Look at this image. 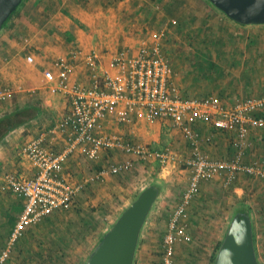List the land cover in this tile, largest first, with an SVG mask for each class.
<instances>
[{
	"label": "crops",
	"instance_id": "1",
	"mask_svg": "<svg viewBox=\"0 0 264 264\" xmlns=\"http://www.w3.org/2000/svg\"><path fill=\"white\" fill-rule=\"evenodd\" d=\"M142 1H145V3L147 1L148 4H142ZM195 1L201 4L200 6L204 8L202 14L210 17L209 19H218L224 24L232 25L245 33L260 34L264 31V25H240L229 19L215 7L207 6L205 0ZM177 4H179V0H109V3H106L105 0H89V3H84L82 0H29L23 6L20 14L15 15L3 28L2 32H0V94L6 88H9L13 91L14 95L13 99L12 97H7L5 100H0V105L4 102L8 109L11 108L12 112L39 104L42 114L37 119L13 132L0 145V185L8 174H21L28 177L36 175L37 171L31 162L21 152L17 154L18 150L27 142L41 136H46L47 144L56 152H62L67 146L68 134L57 129V127L68 113L70 101L65 95L52 88L53 85L47 83L44 78V72L47 70L55 72L54 63L59 58L67 57L71 62L70 55L75 50H81L83 53H88L94 49L98 51L94 47L95 44L96 46L99 44L95 42V36L87 34L81 26H90L98 31L95 24L96 19L98 20L99 18V10H102L101 13L103 11L106 13L114 11V13L122 14L130 9L136 12L140 8L146 14L151 15V22L156 27H159L157 32L165 30L166 33L170 23L172 21L176 22L177 19L171 20L167 25L163 26L161 24V17L164 15L163 11L168 12L174 9V6ZM191 9L193 8L190 7L188 10L183 8V14L179 17V22L182 25V29L180 28L179 32L181 33L182 31L185 37L188 34L189 38L197 40V37L191 35V23L193 21ZM102 34L104 33L101 32ZM205 40L206 38L197 40L196 44L202 48L201 45L205 43ZM125 42V46H136V44H133V39L128 36ZM110 55L103 56L108 58ZM215 57V53H213L212 60L217 61L218 58L216 57L217 59H215ZM76 64L75 71L70 77V82L89 86L91 83L89 72L83 65L82 59ZM174 71L177 73L176 83L182 92L183 98L186 96L204 98L214 95L210 93L199 95L189 87L187 89L182 88L180 85V81L182 83V80L179 77V69L174 68ZM215 96L219 97L218 95ZM222 100L229 106L230 103L228 104L227 100ZM1 107L3 108V105ZM261 114L264 115V111ZM196 129L200 134V147L204 154L215 160H233L236 152V132L234 129L221 130L216 128L213 122H198ZM112 130L125 139L135 140L156 150L170 147L178 152L181 159H187L190 154L187 140L181 133L171 129L166 123L158 122L151 125L141 120L136 121L133 125L113 127ZM208 137H212L211 142H206V138ZM167 139L170 142L163 144ZM172 141L174 145H171ZM249 141L252 145L246 151L244 162L250 164L254 160L264 159V128L251 127ZM183 150L187 151L180 153ZM110 153L111 160L113 161L133 159L132 156L117 150ZM107 154L109 153L103 152L101 155L106 157ZM82 157L80 154H77L69 157L64 162L63 178L71 184L82 185L84 188L83 179L89 173L88 167L90 165L81 163L80 158ZM107 157L109 158V155ZM152 162L154 164H151ZM179 165L181 164L178 163L168 168H163L155 161L148 163L136 161L133 169L141 172L142 178H147L143 173H148V176L153 175V177L159 178L160 184L163 185V190L166 189L169 202H175L176 195L173 194V191L176 190V186L172 178L177 174L176 169ZM224 176L215 173L210 180L202 183L200 194L194 197L188 210V224H182H185L189 240L183 239L175 245L174 260H176V264L180 259L183 260V257L184 259L194 258V254H191L194 252L196 256L199 253L202 255L196 260L195 264H211L213 252L219 243L223 241L229 228L228 219L231 210L236 209L237 213L241 212L239 207L247 203L250 191L255 189L254 186H258V184H254L255 181H264L241 174L238 175L234 183L227 186L225 185ZM95 187L98 186L93 183L82 189L78 193L73 206L57 209L45 215L37 224L26 226L22 236L15 243L16 249L12 253L13 258L7 263L46 264L47 262L56 264L61 259L56 257L54 260V253L59 252L61 247L63 248L62 254L64 252L84 254L85 251H88L89 247L93 245L95 238L101 236L103 227L106 226V223H102L100 220L101 216L98 205L101 198L99 194L96 197L94 192ZM134 189L132 188L130 191L133 192L135 191ZM162 193L161 189V197ZM178 197L181 199L180 196ZM207 201L212 202L210 208V204ZM213 201L220 203L214 204L215 202L213 203ZM176 203L178 204L179 202L177 201ZM177 204L173 205V208ZM24 205L25 200L15 194L8 192L0 196V227L5 226L6 222H10V237L24 211ZM208 213L209 216L207 215ZM151 215V220L149 221L150 218L147 220L142 230L140 241L145 232L147 233V242L153 243L154 239L152 238L156 237L159 233L167 232L168 226L162 230L159 227L164 222V217H166L164 215V207L155 213L153 212ZM208 218L212 219V224H209ZM208 225L209 227H207ZM58 226L61 227L60 233L66 231L65 235H67V239L66 236L61 235L65 237V241H61L58 238ZM211 227L214 228V232L212 233L213 238L211 236L207 238L208 246L203 245V241L201 240L197 241L195 245H189L195 239L197 229L202 234H205V231L208 232ZM8 238L9 236L0 244V254L7 250L5 244ZM38 245L43 246L46 251L38 250ZM54 245L55 250L53 248ZM148 247L155 248L152 243ZM255 247L258 261L260 264H264V245L262 243V247H260L256 238ZM188 264L192 263L189 262Z\"/></svg>",
	"mask_w": 264,
	"mask_h": 264
},
{
	"label": "built area",
	"instance_id": "2",
	"mask_svg": "<svg viewBox=\"0 0 264 264\" xmlns=\"http://www.w3.org/2000/svg\"><path fill=\"white\" fill-rule=\"evenodd\" d=\"M164 33L162 30L136 46L122 47L108 58L95 49L88 53L75 50L70 55L71 62L67 57L59 58L54 63L55 72H44L47 83L70 101V109L57 127L68 134L67 146L62 152H56L47 144L46 136L22 146V155L37 172L33 177L8 174L0 185V196L9 192L25 200L24 211L0 261L8 257L9 246L15 245L26 226L37 224L57 209L73 206L83 186L64 180L63 165L69 157L77 154L96 160L103 152L117 150L133 157L123 161L106 160L97 179L127 172L136 161H155L163 168L179 163L191 170L189 188L173 215L164 240V264H174L175 245L183 239L189 240L181 220L202 182L210 180L215 173L225 175L227 186L234 183L240 174L264 180V159L250 164L244 162L246 151L252 145L250 128H264V115L261 114L264 96L238 99L229 106L215 95L183 98L172 63L162 49ZM81 59L89 72V86L70 82L76 63ZM12 92L6 88L0 94V100H5ZM141 120L151 125L166 123L181 133L189 143V157L181 159L178 152L170 147L156 150L125 139L112 130ZM198 122H213L221 130L234 129L236 152L233 160L211 159L202 152L200 134L196 129ZM211 141L212 137L206 138V142Z\"/></svg>",
	"mask_w": 264,
	"mask_h": 264
},
{
	"label": "rangeland",
	"instance_id": "3",
	"mask_svg": "<svg viewBox=\"0 0 264 264\" xmlns=\"http://www.w3.org/2000/svg\"><path fill=\"white\" fill-rule=\"evenodd\" d=\"M28 1L29 0L23 1L18 8L17 14H20L23 6ZM82 1H84V3H89V0ZM105 2L109 3V0H105ZM142 2V4H148L147 1L146 3L145 1ZM205 4L209 7H215L208 0H205ZM200 5L201 4L195 0H179V4L175 5L174 9L169 12L163 11L164 15L161 17V24L163 26L167 25L171 20L177 19L175 24L170 23L166 33H164V36L162 37V49L164 54L171 59L174 68L179 69V77L182 80V83L180 81L181 87L186 89L189 87L199 95L210 93L218 96L222 95L223 97L227 96L228 98L226 100L228 101V104L230 103L229 105H232L233 101L235 102L238 99L260 98L264 96V31L260 34L245 33L244 31L236 29L232 25L224 24L218 19H209L210 17L202 14L204 8ZM190 7L193 8L191 9L193 16L191 35L197 37L198 41L206 38L205 43L201 45L202 48L196 44V39L189 38L188 34L187 37H185V34H183L182 31L181 33L179 32L182 29V25L179 22V17L183 14L182 10L183 8L188 10ZM101 11L102 10L98 11L99 18L98 20L96 19L95 24L98 31L90 26H81V28L84 29L87 34L95 36V42H98L99 44L97 46L96 44L93 45L102 55L112 54L120 48L125 47L127 36L133 39V44L138 45L142 39L154 37L159 33L157 32L158 27L153 25L154 23L150 20L151 15L146 14L140 8L139 10L137 9L136 12H134L133 9H130L122 14L114 13V11L109 13L103 11L101 13ZM101 32L104 34L101 35ZM213 53H215V56L218 58L215 57L217 61L212 60ZM243 58L245 61H243ZM13 96L12 92L8 97H12L13 99ZM2 105L3 108L1 107ZM8 112H11V108L8 109L3 102V104L0 105V116H3ZM169 142L170 140L167 139L163 144H168ZM171 145H174L173 141ZM186 151L183 150L180 153H185ZM20 152L21 149L18 150L17 154H20ZM110 152L114 151H107L109 154H107L106 157L100 155L96 160H91L84 156L80 158L81 163L90 165L88 167L89 173L83 179L85 184L83 189L93 183L98 186L95 187L94 192L96 197H98L97 195L99 194L101 198L98 209L101 216L100 220L102 223L105 222L106 226L103 227L101 236L95 238L93 245L90 246L88 251H85L84 254H71L67 252L62 254L61 251L63 248L61 247L59 252L54 253V260L56 257L61 259L56 264H86L88 258L106 232L111 229L124 210L136 199V197L150 185L160 187V191L162 189V197L159 196L160 199L157 200L152 210H154L153 212L155 213L157 210L164 207V215L166 217H164V222L160 224L159 227L160 230H162L164 227L168 226V229L166 233L163 231L164 233H159L156 237L152 238L154 239V243L150 241L147 242V233H143L142 240L139 241L134 264H161V262H163V239L165 240V237L169 232V226L173 215L181 204L185 192L189 188L190 178L192 176L191 170L182 164L177 167V174L172 178L176 186V190L173 191V194L176 195V200L175 202H169L166 189L163 190V185L160 184L159 178H155L153 175L148 176V173H143L147 178H142L140 174L141 172L134 170L133 168L118 175H109L97 179L96 176L99 173V167L103 165L106 160L111 159ZM108 155L109 158L107 157ZM115 156L117 157L116 154ZM151 164L154 163L152 162ZM254 184H258V186H254L255 189L250 191L247 203H245L244 206L239 207V210L243 213L250 214L253 221L256 240L260 247H262V243L264 245V181L261 182L257 180ZM201 185L196 196L200 194ZM132 188H135V191L131 192L130 190ZM178 196H180L181 199H179ZM177 201L179 202L178 204L176 203ZM207 202L210 204V208L212 202ZM175 203L177 206L173 208V205H176ZM213 203L217 204L220 202L213 201ZM191 204L192 202L188 205L186 215L182 218L181 224H188V210ZM151 212L148 217V219L150 218L149 221L151 220V214L153 213ZM236 213V209L231 210L228 219L229 224ZM207 215L209 216V213ZM208 221L209 224H212V219H209ZM10 224V222H6L5 226L0 227V244L9 236L5 244L6 247L9 245ZM207 227H209V225ZM211 228L208 232L205 231V234H202V232L197 229L195 234L196 237L189 245H195L197 241L201 240L203 241V245L208 246L207 238L210 236L213 238L212 233L214 232V228ZM58 231L59 240L65 241V237L61 235L63 234L67 239V235H65L66 231L60 233V226H58ZM156 240L158 241L156 242ZM147 243L149 246L152 243L155 248L148 247ZM9 247L8 257H6L4 261H0V264H6L13 258L12 253L15 251L16 245ZM37 247L38 250L41 249V251H46L43 246L38 245ZM53 248L55 250V245ZM216 249L217 247L215 248V251ZM191 254H194V258L184 259L183 257V260L180 259L177 264H188L189 262L195 264L201 254L199 253L197 256L195 252ZM2 255L3 253L0 254V257ZM175 262L176 260H174V264H176ZM46 264L50 263L46 262Z\"/></svg>",
	"mask_w": 264,
	"mask_h": 264
},
{
	"label": "water",
	"instance_id": "4",
	"mask_svg": "<svg viewBox=\"0 0 264 264\" xmlns=\"http://www.w3.org/2000/svg\"><path fill=\"white\" fill-rule=\"evenodd\" d=\"M23 1L0 0V32ZM208 1L240 25H264V0ZM159 196L158 186L145 188L106 232L86 264H134L142 230ZM214 264H260L253 221L248 213L238 212L234 216Z\"/></svg>",
	"mask_w": 264,
	"mask_h": 264
},
{
	"label": "trees",
	"instance_id": "5",
	"mask_svg": "<svg viewBox=\"0 0 264 264\" xmlns=\"http://www.w3.org/2000/svg\"><path fill=\"white\" fill-rule=\"evenodd\" d=\"M169 11H171V10H169ZM17 12H18V9H17V11H15L11 15L9 20L5 23L4 27L12 20V18L17 14ZM211 76H213V75H211ZM219 98L226 100L228 97L227 96L223 97L222 95H220ZM185 99H194V98L192 96H186ZM41 114H42L41 106L39 104H34L33 106H30L28 108L18 109V110L12 111V112L7 113L6 115L0 117V145H2L6 141V139L14 131L24 127L25 125H27L31 121L37 119ZM102 166L103 165H101L99 167V171L102 168ZM255 238L256 237H255V234H254V240H255ZM221 244H222V242L219 243L215 253L212 256V260H211L212 264H214L217 252H218ZM162 248H163V258H162L163 262H161V264H164V257H165L164 239H163V247Z\"/></svg>",
	"mask_w": 264,
	"mask_h": 264
}]
</instances>
